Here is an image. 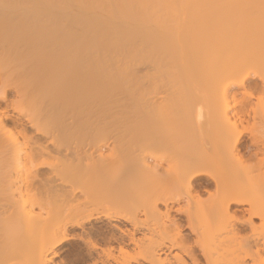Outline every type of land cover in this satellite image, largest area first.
<instances>
[{"label": "bare ground", "instance_id": "6f19581e", "mask_svg": "<svg viewBox=\"0 0 264 264\" xmlns=\"http://www.w3.org/2000/svg\"><path fill=\"white\" fill-rule=\"evenodd\" d=\"M167 1L176 3L50 0L46 5V0H30L32 7L20 13L0 0V85L7 63L14 64L15 72L30 78L41 107L39 117L18 125L22 141L4 138L5 116L0 111V151L11 146L8 153L16 165L13 171L0 169V176L5 175L0 200L5 195L9 201H0V217L12 211L10 217L19 227L6 237L3 231L13 222L1 226L0 264H69L72 258V264H264V203L254 196L253 185L238 184L237 179L251 181L257 167L252 160L264 152L262 137L246 143L248 129H240L249 114L248 100L226 105L216 119L193 121L190 131L196 129L195 135L184 134L178 126L168 133L164 122L152 120L163 105L146 78L157 77L136 67L147 63L152 53L159 56L173 49L158 12ZM179 1L187 2L191 12L184 10L190 15L184 16L187 34L180 36L183 43L178 37L174 45L181 50L184 44L186 55L193 56L191 78L219 79V84L230 79L226 92L250 80V72H240L250 66L256 69L253 77L264 82V0H245L243 5L228 0L232 14L215 6L211 15L200 9L208 0ZM120 56L136 69L130 63L121 67ZM223 56L224 65L202 76L205 61L213 64ZM5 100L0 91V103ZM215 131L218 139L225 138L220 146L210 144ZM147 152L167 168L149 165ZM158 152L163 154L154 155ZM152 179L160 187L165 181L177 189L157 186L152 204L143 208L140 194L132 195V185ZM209 187L215 189L209 201L196 200L200 189L209 193ZM184 198L191 205L177 211L186 217L189 236L170 220V209L165 214L169 226L154 219L160 215L158 205L178 204ZM101 203L110 204L111 211L90 212L89 206ZM242 206L248 208H234ZM101 219L108 221L104 231L91 225ZM73 228L80 232L70 233ZM144 229L150 236L142 234ZM222 233L230 237L221 238ZM70 241L79 242L81 249L76 247L79 253L67 262L60 254Z\"/></svg>", "mask_w": 264, "mask_h": 264}, {"label": "rangeland", "instance_id": "374dc122", "mask_svg": "<svg viewBox=\"0 0 264 264\" xmlns=\"http://www.w3.org/2000/svg\"><path fill=\"white\" fill-rule=\"evenodd\" d=\"M30 1V0H29ZM27 1V0H6L9 8H11V10H15L20 11L21 12H25L28 8L32 7L31 3ZM52 1V0H51ZM172 1V0H171ZM230 1V0H229ZM236 4L237 3H241L240 5L244 4L245 0H235ZM169 1H167L168 3ZM175 2V1H173ZM179 2V4H178ZM182 2V6L184 7L186 4H188L187 2ZM179 0H176V3H171L169 2L168 5H165L166 8L164 10L158 11L160 15H163V18L161 19V23H160V27L163 29V31L166 33V36L169 40V43L173 44V49H168L167 51H165L162 55H154L152 53V55L150 56V59L148 60L147 63L143 64V65H138L136 66H132V61L128 58H125L123 56H120V60H121V67H125L126 64L130 63V65L133 67H131L132 69H136L138 70V68H140L139 70L141 72H144V74L146 73L148 76H150L152 79H154V76L157 77V79L154 80H150V78L148 77V79L146 78V80L150 81L147 82L149 83V86L151 85V90L152 93L153 91H155V96H157L159 99V103L161 106L163 105L162 109L159 110H155V112L152 113V120L154 122H164L166 124V131L168 133H171L172 130L178 126L180 128V131L183 132L184 134L189 133L190 131V126L191 123L194 121L196 122V120H199V118H203L205 119H216V115L218 114V112L222 111V109L228 105L229 107H233V106H238L240 103L247 101V109L249 110V114L247 116H245V122L243 124V126H240L241 130L244 129H248L245 133L244 136V141L247 143V141H251L253 138L255 137H262L261 140H264V129L262 128V126L260 123H263V119L261 116H263L264 114V82H262L261 79H259L258 77H253V74L256 72V69H253V67H247V69H242L240 72L245 75V72H250L252 74V77L250 78V80H248L245 85L242 86H234L232 85L228 91L225 92L224 90V85H228L227 83L229 81H231L229 78V80L226 79V83L221 81V84H219L220 80H213L211 81L210 78H206L203 80H197L195 78L190 77L191 74V67L193 65V61L192 58L193 56H188L189 54L186 55L187 52H184V44H181L183 46H181V50H178L176 46H178L176 44V46L174 45V42L176 41V43L178 42L176 39H178V37H182L183 33L186 32V30L188 29L187 26V22L185 19L187 18L189 12L190 11V7H192L190 5V9L187 8H183L182 6H180L181 3ZM207 1H203V3L201 4L202 6L200 7L201 12H203V15H211L213 13V7L217 6L220 8L221 11H223L225 14L227 13H233L232 9L228 8L230 6L231 3L224 1V0H208L207 4L208 5L206 7H204V3H206ZM231 2L234 3V0H231ZM50 0H46V5H49ZM185 3V5H184ZM190 3V2H189ZM232 3V4H233ZM235 4V3H234ZM239 5V4H238ZM180 7L181 11H180ZM183 9V10H182ZM184 10H187L186 12ZM183 11V13H181ZM191 12V11H190ZM200 12V13H201ZM183 14L182 16H180L181 14ZM188 13V14H186ZM186 14V15H184ZM185 16V18H184ZM190 16V15H189ZM188 16V18H189ZM152 26L153 23L151 24ZM150 26V27H152ZM153 29V28H152ZM186 29V30H185ZM185 30V31H184ZM181 33V35H180ZM184 33V34H185ZM185 34V36H186ZM183 35V36H182ZM181 37H180V41L181 42ZM183 40V39H182ZM183 43V42H181ZM180 46V45H179ZM183 48V49H182ZM185 53V54H184ZM226 56V55H224ZM222 57V59L219 61L218 59H220L221 57H219L214 64H211L212 62H209L208 60L205 61L204 65L202 66L203 69H201V74L204 77H207L208 74L212 71V69H214V67H216L218 64L220 65L221 63H223L222 65H224V63H226L225 61V57ZM225 58V59H224ZM196 60V59H195ZM206 60V59H205ZM224 60V61H223ZM193 62V63H192ZM203 62V61H202ZM196 63V61H195ZM14 64H10V62L7 63L6 67L7 69H4V76L5 79H3L2 81H4L2 84V86L0 85V91H4L5 92V102L4 103H0V111L4 112V126H5V130L3 132L4 134V138L8 139V140H12V139H19V141L21 140L20 137V129L18 127V125L21 122H25L27 120V118H36L39 117L38 116V112L40 110V103L38 101V95H37V91L34 88H31V84L29 85L30 81L28 79V75H24L25 73L21 72L20 74L18 72H15V68L13 67ZM15 66V65H14ZM136 67V68H135ZM143 69V70H141ZM6 70V71H5ZM262 70V69H261ZM6 72V73H5ZM239 73V72H238ZM237 73V74H238ZM262 73L264 74V70L262 71ZM23 74V75H22ZM141 75L143 73H140ZM200 74V75H201ZM242 74L240 75V77L242 76ZM146 75V77H147ZM238 75V76H239ZM143 76V75H142ZM237 76V75H236ZM237 76V77H238ZM191 78V79H190ZM192 81H190V80ZM232 79V78H231ZM239 79V77H238ZM1 81V80H0ZM194 82V83H192ZM197 82V83H196ZM1 83V82H0ZM192 83V84H191ZM31 86V87H30ZM147 90V91H148ZM149 93V91H148ZM151 96L153 97L154 95ZM149 94V98L151 97ZM154 94V93H153ZM159 94V95H158ZM163 96V97H161ZM251 96V97H250ZM147 97V98H148ZM151 97V98H152ZM162 99H165L164 101ZM246 103V102H245ZM255 110V112H254ZM41 111V110H40ZM257 112V113H256ZM41 115V112H39ZM263 114V115H262ZM203 120V121H204ZM205 121H209V120H205ZM211 121V120H210ZM194 125V123L192 124ZM194 129V126H193ZM262 129V130H261ZM195 130L194 132L190 131V133H193L192 135H195ZM250 130H253L252 135H254V137L251 136ZM197 131V130H196ZM214 137H212V139L210 140V144L211 146H220V144H222L225 141V138L220 137V139H218L216 131L215 134L214 132H212ZM190 134V136H192ZM189 136V135H188ZM229 138V137H228ZM257 138V139H258ZM8 148L11 149V146H9ZM1 149L0 153H2V155L0 154V169L2 170L4 168V170L8 171H13L16 167V165L14 164L13 160H12V155L10 153H8V151L10 149ZM184 147H182V151L184 152L185 149H183ZM4 150H7L6 152ZM12 150V149H11ZM4 152V153H3ZM11 152V151H10ZM12 153V152H11ZM163 154V152H158L154 155H161ZM145 155H148L147 158V163L149 165L152 166H157L159 169L163 168H167V164L163 163V165L160 163V161H155L152 158H149L152 156V153H145ZM253 162V163H252ZM252 164L253 167L255 168L256 166H254L255 164L257 165V167L254 169L255 173H252V177H250L251 181L248 180L247 178H243V177H238L237 179L240 178V183H243L242 185L249 183L248 185H253V187H255L254 191H256V197H258V199L264 203V152L262 154H259L258 159L254 161L252 160ZM250 163V164H251ZM3 164V165H2ZM161 164V165H160ZM9 166V167H8ZM7 167V169H5ZM10 168V169H8ZM13 168V170H12ZM6 171V172H7ZM67 176L71 175V172L69 173L66 172ZM224 174V173H222ZM15 175V173H10V176ZM221 175V174H220ZM5 175L0 176V181H1V177L3 178L2 180H4ZM236 179V180H237ZM246 180V181H245ZM157 180H147L146 182H142V183H134L132 185V195L135 194H140L141 196V202H142V207L146 208L149 207L152 204V198L151 195L152 193L156 190L155 188H157ZM4 181H1L0 184L3 185ZM237 182H239V180H237ZM169 183V184H167ZM251 183V184H250ZM166 184V185H165ZM159 185H164V187H166L167 185H169L167 188L170 189L173 185V183L170 182H162ZM175 186V184H174ZM160 186H158V188H161ZM157 188V189H158ZM173 188V189H172ZM170 189V192L172 190H176V187H172ZM176 188V189H175ZM205 188L200 189V194L201 197L200 198H196V200L201 199L203 201H209L210 199V194L214 193V188L213 187H209L207 188L209 190L208 192H205L204 190ZM257 189V190H256ZM124 192H129V190H126ZM169 192V193H170ZM255 194V193H253ZM1 194H0V198H1ZM6 196L4 195L3 198H5ZM18 196H16L17 198ZM1 199L4 200L3 204L9 205V201H7V199ZM0 200V201H1ZM6 200V203H4ZM2 203V202H1ZM0 203V204H1ZM100 204V203H99ZM98 204V206H100ZM104 203H101V206L98 207H94L95 205H91L89 207H91V210L89 207H87L90 212L94 211L92 209L96 208L95 210L101 212L102 210H104L105 212L107 211H111L109 209H111V205L108 203L105 204V206L103 205ZM12 205V204H10ZM189 205H191L190 201L188 198H184L182 200L181 203L178 204H168V206H166L165 204H160L158 205V211L160 213V215L154 217L155 220H157V222L163 223V224H167V226H169V220L167 218H165V214L167 213V211L170 209L169 211V218L170 220H174L176 221V223L178 224V226L181 227V233L183 234V236H189L191 234V230L188 228L187 226V222H186V217L182 214L179 213L177 210L178 209H182V210H186ZM109 206V207H106ZM106 207V208H105ZM98 208V209H97ZM235 209H247L248 207L246 206H242V207H234ZM113 209V208H112ZM85 209V213L88 214L87 211ZM38 211V210H36ZM102 211V212H104ZM143 211V209H141V212ZM12 212V211H11ZM11 212L5 216H2L0 218H2V222L0 221V235L3 234V232H5V234H3L4 236H8L10 235L14 230H16L17 225L13 222L12 218L10 217ZM113 213L115 212V210L112 211ZM93 213V212H92ZM96 213V211H95ZM123 213V212H122ZM200 214V213H199ZM139 218L141 220H146V216L143 215V213L139 214ZM7 216V219H9V222L7 219H5L6 223L4 222V218ZM13 223L12 225H10L11 221ZM150 224H152L151 220H153L152 218L150 219ZM7 223H10L9 226H11L12 228H8V227H3V226H8ZM255 223L257 226L261 225V221L260 220H255ZM108 224V221L106 219H101L99 220V222H92L91 225H93L94 227L100 228L103 231L106 230V226ZM123 225H126V223H122ZM121 225V223L119 224ZM5 228V230L9 229V231H3L2 232V227ZM86 226H89L88 224ZM122 226V225H121ZM104 227V228H102ZM19 227H17L18 229ZM174 228H170L168 227V230L172 232ZM261 230L264 231L263 227H260ZM75 231V232H74ZM174 231V230H173ZM2 232V234H1ZM10 234H9V233ZM80 232L79 229L77 228H73L71 229L72 234H78ZM146 232V233H145ZM209 232V231H208ZM148 234L147 236H150V234L144 229L142 230V234ZM211 233V232H210ZM7 234V235H6ZM13 234V233H12ZM3 236V237H4ZM2 237V236H1ZM0 237V238H1ZM2 237V238H3ZM192 239L195 238V236H191ZM226 238L228 239L230 237H228V234L226 233H222L221 238ZM3 240V239H2ZM72 243V244H71ZM80 243L77 241H70L69 244L65 245L64 249L61 250V254L60 257L64 258L67 262H70L69 260H71V258L76 255L77 253H79L78 250H80L81 246ZM79 248L77 250V248ZM69 250V251H68ZM199 254V252H198ZM66 256V257H65ZM74 258H72L71 262L74 263L73 261ZM57 260V259H56ZM69 264H72V263Z\"/></svg>", "mask_w": 264, "mask_h": 264}]
</instances>
